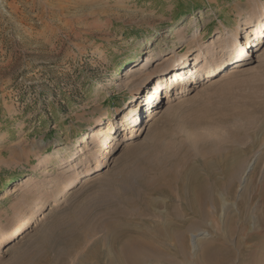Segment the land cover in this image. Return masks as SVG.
I'll return each instance as SVG.
<instances>
[{"label":"rangeland","instance_id":"obj_1","mask_svg":"<svg viewBox=\"0 0 264 264\" xmlns=\"http://www.w3.org/2000/svg\"><path fill=\"white\" fill-rule=\"evenodd\" d=\"M249 10L227 29L219 23L218 0H0V233L38 216L0 250V264H107L113 255L109 224L135 229L142 222L135 213L147 215L138 202L130 204L136 196L129 188L140 192L141 183L157 180L161 171L172 178L190 168L210 170L221 183L231 172L236 179L231 191L215 189L205 220L186 214L184 225L193 227L185 240L188 257L174 255L177 264L198 263L189 234H198L199 245L228 235L231 253L219 251L215 264H264V240L251 236L249 248L232 256L228 234L230 220L243 211L264 210V39L223 73L211 79L205 74L235 28L251 26L264 12L251 17ZM249 33L243 31L242 43ZM189 49L192 61L185 63ZM201 54L209 63L195 71L194 57ZM176 57L185 63L186 79L155 86L161 76L173 82L174 75L166 74ZM137 85L142 112L127 121L130 129L112 135L128 139L109 152L103 172L85 178L107 155L106 120L122 116ZM148 93L161 98L148 101ZM93 119L103 123L96 149L95 132H88ZM85 132L75 162L62 167ZM151 164H160L158 171ZM74 167L82 182L60 195ZM172 192L173 205L183 212L177 189ZM164 199L151 213L172 211ZM38 205L43 208L37 211Z\"/></svg>","mask_w":264,"mask_h":264},{"label":"bare ground","instance_id":"obj_2","mask_svg":"<svg viewBox=\"0 0 264 264\" xmlns=\"http://www.w3.org/2000/svg\"><path fill=\"white\" fill-rule=\"evenodd\" d=\"M249 29V35L245 40L243 39L244 42L242 43V33L244 31V33L246 34ZM262 38L264 39V12L254 21L251 26H248L245 29L243 27L237 26L235 28V31L230 35L228 39L226 49L221 52V54L214 60L210 61L209 63L208 57L201 54L194 57L195 62L193 67H195V71H200L203 68L201 66H198L197 64L201 63L202 66H206L209 63V70L205 74L207 79H211L212 77L223 73L230 65V62H240L243 57L249 55V50H252L254 48L253 46H257L259 40ZM174 49H172V52H175ZM191 51L192 50L189 49L187 52L192 53ZM188 53L186 54L187 56H189ZM182 56H185V54H183ZM192 56L193 53L185 59V63L188 62ZM179 59V57L174 58L170 61V66L167 67L168 74L166 75L168 76L170 74H173V82L169 84L171 82L170 78L169 80L164 81L165 77L161 76L156 78L155 86L157 84L158 87H161V85H165L167 86L163 87V89H165L173 87V85L177 83L179 84L180 81L186 79L184 74L181 75V72L183 71V69H185V67H180L184 66L185 63H178ZM150 63L152 62H147L144 66L146 67ZM168 68H170V70ZM178 78L180 79V81ZM136 87V89H133L132 94L134 100L130 102L128 106L121 110L120 115L122 116L114 122H111L110 119L106 120L105 124H107L108 126L111 125L110 129L107 132H104L103 135V147L107 150H105V153L107 152V155H101L99 157L102 161L97 164L94 170L87 171L84 174L85 178L90 177L93 174H98L101 171L103 172L104 167H106V165H108L110 162L108 158L109 152H114L115 150H117L121 146L122 142L128 139V137H126L127 135L124 134L122 136V139L113 140L112 135H115L116 133V131L114 130H118L120 133H122L123 131L130 129L127 121L134 119V117L138 116L142 112V107H140L139 105L140 90L138 85ZM146 97L148 101H155L158 98H161V96L158 97L157 93L154 96L148 93ZM153 112L157 113L155 110ZM101 122L102 121L99 119H93L92 123L94 125L90 124L88 127V132H95L91 139V142H93L94 145L93 149H96V147L99 145V138L97 137H101V134L97 131V127L98 125H103V123ZM88 136L89 133L87 132H85V134L81 136L82 139L78 141L79 144L76 146V151L73 152V154H70L68 158L61 160L62 167H68L75 162L74 160L76 159V154H78L83 145L86 144L85 142ZM38 162L40 164L42 163L40 161ZM146 164L147 163H145V165ZM162 164H164L163 161ZM159 167H157L156 165L155 167H152L151 164V169L158 171ZM175 171L177 172V170ZM246 171L247 169L245 170V173ZM73 172V177L61 189L60 195L64 196V194H67L71 190L77 188L82 182L79 168L74 167ZM164 172L165 171L159 172V175H157V180L152 179L147 182L144 181L143 183H141L140 192H136L132 190V188H129L130 196H136L133 202L130 201V204L136 205L138 202L143 207V213H146L147 215L142 214V217L141 214L135 213V216L139 217V219H141L140 221H142L141 225H134L135 229L128 227L129 225L126 222L121 225H112V223L109 224L108 229H106L108 231V235L109 233L111 235L110 237H108V247L110 251L113 252V255L108 259L107 264H177L175 258H173L174 255L178 257L176 254H180L182 257H188L187 249H185V240L187 232L193 227L191 224H188L186 226L184 225V223L186 222V214L190 215L191 219L198 218V220H205L208 217V214L204 209L205 206L208 204H214L217 200L215 189L222 187H225L226 189L228 187V189H230L231 191V186L233 184L232 182L236 179L235 172L229 173L228 179L224 183H221L214 172L210 170H207L204 173H199L197 169L190 168V170L186 174L177 173V175L172 178H169L165 174L166 172ZM149 173L148 175H150ZM174 188L177 189L179 198L183 200V212L179 210L177 211L176 207L173 205V203L176 201V198L172 192ZM12 192L15 193L16 189H14ZM153 195H157L159 197L153 198L151 197ZM160 198H167V200H169V205L167 206L171 207L172 211H169L165 214L151 213V208L158 205L159 202H163L162 200H160ZM42 208L43 205H38L37 211ZM37 219L38 216H36V213H33L27 218H24L14 229L0 233V250H3V248L6 247L9 243L16 242V240L22 237L33 226ZM114 228H117L116 231H112V229ZM229 229L230 230L228 234H231L232 256H234V253L236 251L249 248L246 241L247 239L251 238V236H254L260 241L264 240V210H262L261 207L256 206L252 208L251 213L243 211L238 218L230 220ZM197 235L189 234L191 248L194 251L198 248V255L196 257L194 256L196 258L195 263L198 262L199 264H215L217 256L216 254H220L219 251L225 250V253H231L230 248L225 242V239H228L227 234L224 236L221 235L215 242L208 240L201 242L200 245L198 242L199 237H197ZM261 246L264 245L261 244Z\"/></svg>","mask_w":264,"mask_h":264},{"label":"crops","instance_id":"obj_3","mask_svg":"<svg viewBox=\"0 0 264 264\" xmlns=\"http://www.w3.org/2000/svg\"><path fill=\"white\" fill-rule=\"evenodd\" d=\"M252 3V0H218L220 25L227 29L234 28L240 21L239 15L243 12L242 10L245 9V7H247L248 10L251 9L253 11L251 17H255L257 13L263 11L264 2L260 4L258 3V5L254 7H252ZM243 17H245V14H242L241 18ZM247 17L248 15L246 14L245 18Z\"/></svg>","mask_w":264,"mask_h":264}]
</instances>
